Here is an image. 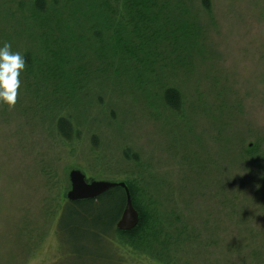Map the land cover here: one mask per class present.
Wrapping results in <instances>:
<instances>
[{"label":"rangeland","instance_id":"rangeland-1","mask_svg":"<svg viewBox=\"0 0 264 264\" xmlns=\"http://www.w3.org/2000/svg\"><path fill=\"white\" fill-rule=\"evenodd\" d=\"M211 3L214 22L201 12L199 0L191 2L202 23L209 24L203 31L205 43H200L204 57L201 62L196 59L191 71L180 68L176 76L171 69L157 77L142 74L138 88L130 74L118 77L112 71L84 78L62 75L57 67L58 75L49 80L48 61L42 60L32 76L28 74L27 87L21 83L15 105L0 106V264H113L86 256L104 253L103 245L95 249L93 243L76 239L68 251L82 257L60 253L57 219L69 190L68 171L77 168L88 179L119 182L131 169L118 164L124 146L144 157L152 170L150 179L167 183L175 198L189 199L179 189H193L190 179L195 177L185 159L192 157L197 142L201 159L216 161L211 174L206 171L205 183L240 185L250 193L247 166L237 147L243 137L247 145L254 141L248 130L264 143V0ZM14 8L10 0H0V43L7 41L12 51L20 52L30 43L27 36L14 35L19 27L7 14ZM22 30L29 32L26 26ZM90 59L96 61L93 55ZM89 67L94 71L92 61ZM66 78L75 83L74 90L64 88ZM172 79L181 91L192 94L193 104L179 117L160 107L161 94ZM211 93H219L222 100ZM64 105L81 129L82 139L72 149L56 135V119ZM92 133L112 167L92 163Z\"/></svg>","mask_w":264,"mask_h":264},{"label":"trees","instance_id":"trees-1","mask_svg":"<svg viewBox=\"0 0 264 264\" xmlns=\"http://www.w3.org/2000/svg\"><path fill=\"white\" fill-rule=\"evenodd\" d=\"M10 1L15 8L7 14L19 27L14 35L19 39L27 36L30 43L20 51L25 59L20 75L25 87L28 74L32 76L44 60L48 61L49 80L55 78L54 73L58 75L57 67L62 75L74 73L84 78L93 72L112 71L118 77L130 74L134 86L140 88L142 74L157 77L171 69L176 76L178 69L191 71L196 59L201 62L204 57L200 43H205L203 31L209 24L207 20L202 23L199 13L193 11L192 0ZM199 4L201 12L214 22L211 0H199ZM24 26L29 32L22 30ZM91 61L94 71L89 67ZM204 63L212 66L207 59ZM173 82L166 83L160 107L179 117L193 104L192 94L184 93ZM62 84L74 90L75 83L67 78ZM197 96L199 101L201 95ZM210 96L222 100L219 93ZM66 106L57 116L56 135L72 149L82 139L81 129ZM247 136L254 141L247 145V137H243L237 151L247 166L249 179L245 181L250 184V193L240 185L213 187L205 183L206 171L211 174L216 161L207 158L204 162L197 142L192 157L185 159L195 177L190 179L193 189H179L189 199L182 195L175 198L167 183L150 179L152 170L144 157L124 146L118 164L124 162L131 169L120 182L126 185L138 212L137 225L128 231L115 228L125 205L122 187L83 201H68L64 196L57 219L59 252L79 258L78 251H68L76 239L89 246L93 243L95 249L102 250L103 245L104 253L86 256L113 264H264V143L250 130ZM96 138L95 133L90 135L92 163L112 167L111 159H104L97 149Z\"/></svg>","mask_w":264,"mask_h":264},{"label":"water","instance_id":"water-1","mask_svg":"<svg viewBox=\"0 0 264 264\" xmlns=\"http://www.w3.org/2000/svg\"><path fill=\"white\" fill-rule=\"evenodd\" d=\"M68 182L69 190L65 193V199L68 201L95 199L115 186L122 187L125 190V205L115 224V228L120 231H128L137 225L139 221L138 212L134 209L129 191L123 182L89 180L77 168H72L68 171Z\"/></svg>","mask_w":264,"mask_h":264},{"label":"clouds","instance_id":"clouds-1","mask_svg":"<svg viewBox=\"0 0 264 264\" xmlns=\"http://www.w3.org/2000/svg\"><path fill=\"white\" fill-rule=\"evenodd\" d=\"M24 69L25 59L21 52L12 51L7 41L0 43V106L12 108L15 105Z\"/></svg>","mask_w":264,"mask_h":264}]
</instances>
